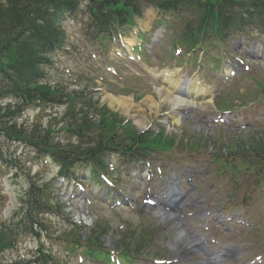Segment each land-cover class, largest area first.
<instances>
[{
	"label": "rangeland",
	"instance_id": "obj_1",
	"mask_svg": "<svg viewBox=\"0 0 264 264\" xmlns=\"http://www.w3.org/2000/svg\"><path fill=\"white\" fill-rule=\"evenodd\" d=\"M83 27L84 21H82L79 17H72L64 25V28L68 34L69 43L75 47L67 49L64 54H60L59 57H56V65L58 66L56 75L58 78L61 81L67 82L70 89L76 88V86H74L76 84L86 88L87 93L93 97L94 101L98 102L99 104H103L106 108H109L112 111L114 110L115 112H120L119 114L122 119L126 117L125 112L122 114L121 110L118 109L119 107L117 108L115 105L110 104L109 101L104 98L106 95H110L121 101L123 100L126 104L130 102L132 111L129 115L135 116L137 115L138 110L142 109L144 111V115H146L147 118L145 116L143 117H145V122H147V120H149L153 114L152 110L154 107L152 104V98L155 100V102L159 99L157 89H159L160 85L152 83L146 72L141 70L136 71L134 69L129 71V69L124 66L122 69L123 73L118 75V78L124 77V81L127 83V85L126 83H124L125 86L121 85L119 79L106 78L105 82H107V84L105 86L104 80H102L100 74L96 73L94 77V75L91 73L98 71V65L92 59V57L88 55V53H84L87 47L84 45L86 37L82 35ZM169 35L170 34L165 32L162 36L160 34L158 37H156V44L160 45V50L158 51V56H155L154 54V58L149 63L150 66L159 65L160 63L166 64L171 61V59L166 56V51L170 45ZM251 36L256 38V40L252 41L247 39V37H244L237 38L236 40L229 42V46L231 48L230 50H238V47L244 42L246 45L243 46V49L244 51L250 52L248 55L249 57H253L252 52H261L262 46H260V44L264 43V35L256 33L252 34ZM262 53L264 56V52ZM241 54H243V52H241ZM251 61H254V63L251 64ZM116 62L117 61H113L112 63ZM248 62L251 67L246 73V76L264 78V60L255 61L248 59ZM133 68L136 67L133 66ZM87 73L90 75V77H88L89 75ZM134 75H140V77H135ZM245 78L246 77L243 79ZM94 84L95 87H93ZM236 86H239V84H236ZM121 87H124V89H121ZM98 88H101L102 90L98 92ZM158 92L161 93L160 91ZM64 112L65 109L63 107L57 110V114L55 108L47 107L37 111L36 114L35 112L31 111L28 112L27 115L29 116L30 121L38 118L41 122V125L46 128L49 126V124L52 126L57 124L59 122V118L64 116ZM149 112L151 114H149ZM191 116L192 118L190 120H182V122L188 126V132H190L191 135H195L196 138H199V136L201 138H205L203 135L205 133L209 134V136L215 134L217 138H220V135L225 136L229 133L243 136L254 130H261L264 132V101L258 105H250V107L242 109V113L239 114L237 119L239 122L241 121V123L235 122L232 126H218L213 124L211 119L213 118L214 113L212 112L211 108H208L204 112L193 111ZM65 120L70 121L71 118L66 117ZM59 125L60 124H58V127ZM175 128L179 130L177 127ZM65 139L66 137L64 135L58 134L56 142L61 143L62 145L65 144ZM27 154H29V151H25L21 147H18L15 151V156L18 158V162L22 160L21 158L24 159V156ZM195 160H197L199 164H202L204 169H207L205 172H203V178L206 181V184L201 182H199L200 185L193 183L190 184L193 186V190L186 193V204H188L189 212L177 214L176 220L179 222L171 221L169 224H167V221L161 222L158 218H156V216L148 212L146 207L143 206L136 211L119 210L115 212V209L110 211V209L107 210L108 208H103L99 204L100 198L92 193L90 195V201L87 203V206L90 205V203L91 205L87 208V210L85 207L82 208V214L91 217V220H86L87 222H90L88 227H90L91 224L95 222L101 214H103V220L108 219V224L110 225L108 226L110 230L107 237L111 236V240H108V245L117 243L119 247L120 241H118V238L125 235L126 229L132 227L134 229L132 231L136 233L140 225L144 227L146 225L153 228L154 232L156 231V240L154 242L153 239L152 242L154 243L155 248L159 249L164 255L167 254L173 256L179 262L178 264H198V261H200L202 264H210L206 261H202L198 254L191 255L189 251L184 248L185 245L182 244L183 240L182 242L179 241L178 247H171L173 251L167 246V243L161 244L162 246H159L160 244H158L163 240L170 242L176 236V231L182 230L183 228L185 235L188 232L196 230V233H200L202 240H204L205 237L202 230L207 228V226L203 224V222L208 218L205 216L206 214L209 216H214L215 228H209V231H211L216 242L219 239L221 240V244H219L217 247L208 245L210 254L213 256L221 255L224 248H230L232 253L236 252L244 254L243 260L245 264H247L255 255L259 257V259L254 263L264 264V253L261 251V243H259L258 239H255L253 235L254 232L264 229V186L248 189H246V186H240L237 193L232 197L233 191L229 185V177L223 176L217 172L216 165L210 160V155L204 156V154H200L195 156ZM24 161L27 166L31 168L32 173H35L38 168L41 169V179H50L52 175L49 174L56 170V168L52 167V165L49 167L44 165L40 167L39 162L33 160L32 157L25 158ZM112 162L114 169L111 171L112 175L110 176H113L115 181L119 179L118 183H121V188L127 189L128 192L134 191L133 182H135V180L131 179V183H128L129 181L124 178L125 172L123 171V167H120V169L117 168L119 165L116 159H113ZM6 172L7 171L5 168L2 169L0 167V174L3 177L2 181H0V231L3 228L11 227L12 224L20 217L22 213L21 197L26 190V186L24 185L23 181L17 179L12 180L10 177H8ZM85 181L92 184L93 187L96 186L95 188H97V191H100V188L95 185L97 182H100L99 180L94 181L88 177ZM92 181H94V183H92ZM237 181V184H239L243 180L238 177ZM54 183V185H57V182ZM190 185L186 184V188H191ZM93 187L91 186L89 189H93ZM100 194L99 196H101ZM62 196L65 197V195ZM244 197H247L248 200L244 201ZM78 198L81 199L82 195L80 194ZM66 200L65 202H67ZM136 204L141 205L140 198ZM80 212L81 210H76L75 214H79ZM224 213H227L230 216L234 215L236 219L242 220L244 223L249 224L250 227L243 225L237 226L236 230H238L240 233L230 230L224 231L225 226H228V224H225L224 219L221 217ZM72 215L66 216L69 221H71ZM73 219L75 221L78 218L74 217ZM60 220L67 222L66 219H53L52 223L54 225V229L58 228V222ZM84 223L86 222H82L77 225H84ZM174 223H177V228L174 227ZM93 225L94 226L92 227V230L98 224L95 223ZM120 225H124V228H118ZM165 225L169 227H164ZM135 226H137L136 229ZM223 231L228 233L225 234ZM29 234L30 233L20 231V236L17 239V242L14 243L15 245L13 244L14 247L7 249L2 254H0V264H26L27 262L34 264L33 260L35 250L39 245L42 244V242H45V247L48 246L49 249H52L51 251L58 256L61 264H80L79 258H81L83 261L81 264H101L95 262L94 260L87 261V257L80 251L73 253V255H68L63 250L62 244L58 241H54L51 244L47 239L41 237H32ZM106 243L107 242H105V244ZM142 255L143 252L138 257ZM230 260L235 259L227 258L224 259L223 262L215 264H226Z\"/></svg>",
	"mask_w": 264,
	"mask_h": 264
},
{
	"label": "trees",
	"instance_id": "obj_2",
	"mask_svg": "<svg viewBox=\"0 0 264 264\" xmlns=\"http://www.w3.org/2000/svg\"><path fill=\"white\" fill-rule=\"evenodd\" d=\"M77 1L12 0V12L6 11L10 17L6 19V23L0 21V65L5 71V76L2 79L3 90L8 96L14 94V97H20L23 101L21 105L53 100V97L47 92L39 91L36 87L27 90V86H31L34 76L43 74L40 66L46 63V60L43 58L42 53L49 50L52 44L56 43L59 46L62 42V34L58 27L59 23L54 18L50 6L57 10L70 2L76 4ZM207 2L206 6L220 16L226 15L229 10V13H232L235 8L238 18L233 20L232 23L236 27H243L244 23L254 24L256 22L259 23L260 28L264 29V0H218L222 5L220 7H214L210 3L211 0ZM90 7L92 21H95L97 27L100 28L103 24L123 23L128 18L127 16L125 17V13L127 12L126 15L129 14L130 9L134 13H138L139 4H136L135 0H92ZM32 20H38L39 23H33L31 22ZM3 60H5L7 65L2 64ZM7 108H11V106L5 109ZM13 115V112L8 114L0 113V135L6 129L7 122H11ZM5 131L4 133L8 135L9 131H13V127H10L9 131L8 129ZM36 132L23 130L15 137L22 138L35 148L47 147L51 149L61 159V165H70V167L71 163L76 161V159L71 158L80 156L97 165V159L104 148L116 147L120 137L125 141L130 136L127 132L119 134L120 136L104 133L103 139L100 138L101 135L100 139H97L98 141L96 140L92 143V146L80 149L81 145H79L77 148L70 150H59L47 144L48 132H45V136ZM77 135L80 136L79 130H77ZM132 139H135L134 136ZM151 140V136L146 135L135 139L134 143L139 145V142H142L145 148H151L154 146V144H150ZM236 150L239 153H236ZM230 151L234 154L244 155L247 153L253 155L256 162L263 163L264 161V142L261 139L254 140L250 138L249 141H239L230 146ZM37 197L36 193L30 195V201H26L25 215L14 222L11 227L0 231V253L2 247L8 246L17 237L20 229L28 231V229L31 230L33 228L34 222L30 216L33 215L32 213L38 207ZM86 247L88 250L91 248L89 245Z\"/></svg>",
	"mask_w": 264,
	"mask_h": 264
},
{
	"label": "bare ground",
	"instance_id": "obj_3",
	"mask_svg": "<svg viewBox=\"0 0 264 264\" xmlns=\"http://www.w3.org/2000/svg\"><path fill=\"white\" fill-rule=\"evenodd\" d=\"M134 43H135V41H134V39L132 38L131 40H128V41H127V45H126V47L129 48V47H131ZM169 85H170V87H167V88H164V89L169 90V93H170V94H172V95L174 94V95H173V98L170 97V99H171V106H172V108H173V109H176V108H178L179 106H181L182 103H184L185 101L181 100V99H180L181 97H177V96H175V93L173 92V90L176 88L177 84H176V83L173 84L172 81H169ZM188 90H189L190 93H192V95L194 96V98H197V97L203 96V94H204L203 89L198 88V87H197L196 85H194V84L192 85L191 88H188ZM163 91H164V90H163ZM161 94H162L163 97H164L165 95H169L166 91L161 92ZM105 99H107V100L109 101L110 104H113V105H115L116 107L121 108L122 112H127V111L130 109V106H131V103H130V102H129L128 104H126L124 101H121V100H119V99H116V98H114V97H112V96H107ZM187 101H188V100H187ZM153 103H156V102H152V104H153ZM155 107H156V105H155ZM143 122H144V121H142L141 118L138 117V119H137V124L140 125V126H142V125H144ZM175 122H178V120L176 119ZM178 237L180 238V236H178ZM181 237H182V235H181ZM173 242H174V243H173ZM173 242H172L173 245H177V244H178V241H177V240H174Z\"/></svg>",
	"mask_w": 264,
	"mask_h": 264
}]
</instances>
